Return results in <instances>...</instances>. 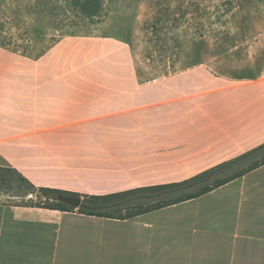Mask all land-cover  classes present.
<instances>
[{
  "label": "crops",
  "instance_id": "0c3cea01",
  "mask_svg": "<svg viewBox=\"0 0 264 264\" xmlns=\"http://www.w3.org/2000/svg\"><path fill=\"white\" fill-rule=\"evenodd\" d=\"M94 29L37 56L0 42V166L102 195L180 182L264 143V60L140 81L128 42ZM0 264H264V164L127 219L0 202Z\"/></svg>",
  "mask_w": 264,
  "mask_h": 264
},
{
  "label": "rangeland",
  "instance_id": "374dc122",
  "mask_svg": "<svg viewBox=\"0 0 264 264\" xmlns=\"http://www.w3.org/2000/svg\"><path fill=\"white\" fill-rule=\"evenodd\" d=\"M83 1L0 0V42L37 56L102 24L128 42L140 81L187 69L249 74L264 60V0H99L93 16ZM0 191L1 201H44Z\"/></svg>",
  "mask_w": 264,
  "mask_h": 264
},
{
  "label": "trees",
  "instance_id": "16d2710c",
  "mask_svg": "<svg viewBox=\"0 0 264 264\" xmlns=\"http://www.w3.org/2000/svg\"><path fill=\"white\" fill-rule=\"evenodd\" d=\"M99 0H86L83 4L88 13H95ZM264 164V143L260 146L202 173L180 182H171L151 186L102 194L84 195L49 187H36L22 173L12 167L0 166V190L8 193L10 198H32L35 193L42 195L43 200L34 203L27 200L1 201L11 205H27L76 211L81 214L95 215L107 218L127 219L151 212L163 207L199 197L215 188L226 184L249 171ZM11 191L23 192L10 195ZM38 196V194H37ZM0 197H2L0 191ZM68 198H81V204H70ZM33 200V199H31Z\"/></svg>",
  "mask_w": 264,
  "mask_h": 264
},
{
  "label": "water",
  "instance_id": "95a60500",
  "mask_svg": "<svg viewBox=\"0 0 264 264\" xmlns=\"http://www.w3.org/2000/svg\"><path fill=\"white\" fill-rule=\"evenodd\" d=\"M67 201L75 206H79L81 204V198H68Z\"/></svg>",
  "mask_w": 264,
  "mask_h": 264
}]
</instances>
